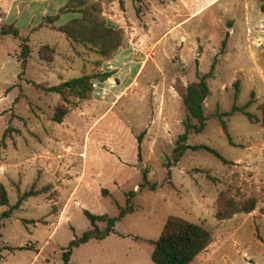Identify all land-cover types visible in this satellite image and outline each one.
Wrapping results in <instances>:
<instances>
[{"label":"rangeland","instance_id":"374dc122","mask_svg":"<svg viewBox=\"0 0 264 264\" xmlns=\"http://www.w3.org/2000/svg\"><path fill=\"white\" fill-rule=\"evenodd\" d=\"M64 2L0 0V182L7 197L0 212L22 191H39L0 219V264H63L68 241L89 227L82 209L117 216L128 204L113 232L73 247L68 264H154L149 240L169 214L211 234L188 264H264V128L231 111L222 116L230 143L215 115L232 104L260 114L261 1H100L105 21L123 32L108 58L55 29L70 17ZM22 42L28 47L23 67ZM40 44L53 48L51 61L38 58ZM212 62L204 126L190 130L185 143L205 144L231 163L190 147L171 162L186 117L181 94ZM104 71L110 75L92 78L88 97L68 96L59 122L50 117L59 95L33 84ZM226 187L236 197L258 196L254 208L214 218V199Z\"/></svg>","mask_w":264,"mask_h":264},{"label":"trees","instance_id":"16d2710c","mask_svg":"<svg viewBox=\"0 0 264 264\" xmlns=\"http://www.w3.org/2000/svg\"><path fill=\"white\" fill-rule=\"evenodd\" d=\"M100 1L106 0H65L62 12H69L70 17L56 25L55 29L62 32L66 38L73 43H79L89 50L95 52L102 58L110 57L121 44L123 39V32L121 27L113 26L105 21V17L100 13ZM258 5L259 10L264 14V0ZM57 16H45L46 22H52ZM4 32H15L12 29H3ZM24 41V39H23ZM221 43H224L222 40ZM28 54V47L25 42L20 45L19 62L23 67L26 56ZM37 56L45 61H51L53 56V48L47 44H40L37 48ZM213 62L208 71L198 74L196 80L189 81L181 94V105L186 113L183 120V131L178 133L174 145L170 152L171 162H176L183 151L190 147L192 149L202 148L217 156L224 163H231V161L223 158L215 149L205 144L188 145L185 143L188 132L200 131L204 126L206 115L202 110V101L208 93V87L205 78L211 75ZM22 71V69H21ZM110 75L109 71L86 73L81 72L79 75L61 80L55 84L43 85L41 83L33 82V84L44 91L55 92L59 95L60 102L55 104L51 119L59 122L68 111L66 103L69 102L68 96L76 98H86L91 90V79L103 80ZM236 85V82H233ZM251 98L247 103L251 102ZM245 105L237 106L232 104L228 111L217 112L220 126L224 134L228 137L226 124L222 116L227 115L231 111L239 110L245 114L248 120L257 122L264 128V100L256 105L259 110V116L245 110ZM193 119L194 122H190ZM230 143H232L228 137ZM170 162H167V166ZM149 188H153V184H149ZM102 192L105 189L101 190ZM39 191L29 188L22 191L15 202L9 205L8 208L0 212V219L8 217L12 209L18 207L20 202L29 195L37 194ZM132 191L127 192L128 196ZM258 200L256 195L234 196L226 187L218 191L214 199V218L221 220L231 217V215L243 212L247 213L254 208L255 202ZM7 204L6 190L0 182V205ZM131 210V205L128 204L125 208H120L117 216H109L105 213H93L87 209H82V213L89 222V227L84 229L78 236L71 238L66 248L61 253L62 263L68 264V257L71 249L80 243L87 241L89 238L99 239L109 232H113V223L125 212ZM97 221L104 222L102 228L96 224ZM211 241L210 232L203 226L191 222L181 216L169 214L160 229L156 239L149 240L152 244L149 257L154 264H188L193 257L200 252ZM20 248L28 247L25 244L19 246ZM11 248V247H8Z\"/></svg>","mask_w":264,"mask_h":264}]
</instances>
